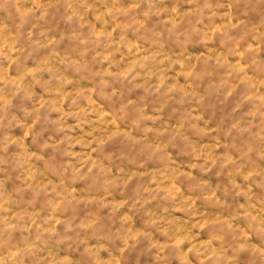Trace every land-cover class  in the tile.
Instances as JSON below:
<instances>
[{
	"label": "rangeland",
	"instance_id": "1",
	"mask_svg": "<svg viewBox=\"0 0 264 264\" xmlns=\"http://www.w3.org/2000/svg\"><path fill=\"white\" fill-rule=\"evenodd\" d=\"M0 264H264V0H0Z\"/></svg>",
	"mask_w": 264,
	"mask_h": 264
}]
</instances>
